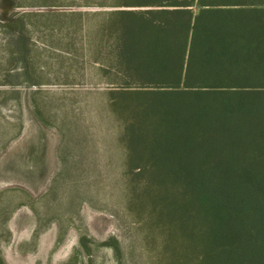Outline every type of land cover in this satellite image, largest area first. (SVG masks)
Here are the masks:
<instances>
[{"label": "rangeland", "instance_id": "obj_1", "mask_svg": "<svg viewBox=\"0 0 264 264\" xmlns=\"http://www.w3.org/2000/svg\"><path fill=\"white\" fill-rule=\"evenodd\" d=\"M104 1L0 0V264H165L187 252L138 197L124 127L139 87L102 39L106 12L150 7Z\"/></svg>", "mask_w": 264, "mask_h": 264}, {"label": "trees", "instance_id": "obj_2", "mask_svg": "<svg viewBox=\"0 0 264 264\" xmlns=\"http://www.w3.org/2000/svg\"><path fill=\"white\" fill-rule=\"evenodd\" d=\"M191 2H101L150 7L105 13L110 64L139 87L127 164L142 203L184 239L165 264H264V26L230 10L193 16Z\"/></svg>", "mask_w": 264, "mask_h": 264}, {"label": "crops", "instance_id": "obj_3", "mask_svg": "<svg viewBox=\"0 0 264 264\" xmlns=\"http://www.w3.org/2000/svg\"><path fill=\"white\" fill-rule=\"evenodd\" d=\"M197 8V12L192 10V6ZM193 16L198 15L201 10L222 9L230 10L232 15H238L241 20L238 25H262L264 26V0H215L206 4H199L198 0H192L188 7ZM248 29H251L248 27Z\"/></svg>", "mask_w": 264, "mask_h": 264}]
</instances>
